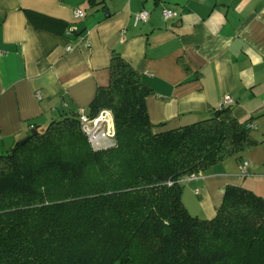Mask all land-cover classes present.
<instances>
[{
  "label": "trees",
  "instance_id": "trees-1",
  "mask_svg": "<svg viewBox=\"0 0 264 264\" xmlns=\"http://www.w3.org/2000/svg\"><path fill=\"white\" fill-rule=\"evenodd\" d=\"M108 71L86 115L110 111L112 145L94 149L66 113L0 155V264H264V197L227 186L211 219L181 199V178L258 144L253 122L222 106L156 132L141 72L115 51Z\"/></svg>",
  "mask_w": 264,
  "mask_h": 264
},
{
  "label": "crops",
  "instance_id": "crops-1",
  "mask_svg": "<svg viewBox=\"0 0 264 264\" xmlns=\"http://www.w3.org/2000/svg\"><path fill=\"white\" fill-rule=\"evenodd\" d=\"M98 1L0 0V155L33 126L86 114L115 51L153 88L145 107L156 132L222 106L254 123L255 147L182 182L191 215L211 219L227 186L264 197V0ZM165 8L177 16L164 19ZM141 10L148 18L135 25Z\"/></svg>",
  "mask_w": 264,
  "mask_h": 264
},
{
  "label": "built area",
  "instance_id": "built-area-1",
  "mask_svg": "<svg viewBox=\"0 0 264 264\" xmlns=\"http://www.w3.org/2000/svg\"><path fill=\"white\" fill-rule=\"evenodd\" d=\"M74 15L76 18H83L84 13L81 10H75ZM161 15L164 19H170L177 16V12L165 8L162 10ZM148 18V12L145 10H141L134 14L133 23L136 25L138 23H143ZM37 97L39 95L37 94ZM231 100L228 97H225L223 100V105H229ZM79 124L81 131L87 137V140L91 144L94 149H100L103 147H108L113 144L114 137V127L112 121V115L109 110L103 109L101 110L95 117L90 118L84 112H79ZM251 127H254V123L251 124ZM247 162H242L239 166L240 175H245ZM199 175L190 174L180 179V182H184L189 179L196 178ZM197 192V190H195Z\"/></svg>",
  "mask_w": 264,
  "mask_h": 264
},
{
  "label": "water",
  "instance_id": "water-1",
  "mask_svg": "<svg viewBox=\"0 0 264 264\" xmlns=\"http://www.w3.org/2000/svg\"><path fill=\"white\" fill-rule=\"evenodd\" d=\"M30 133H31V135H33V134H34V129H32V130L30 131ZM26 140H27V138H23V140H21L20 143L22 144V143H24V141H26Z\"/></svg>",
  "mask_w": 264,
  "mask_h": 264
},
{
  "label": "rangeland",
  "instance_id": "rangeland-1",
  "mask_svg": "<svg viewBox=\"0 0 264 264\" xmlns=\"http://www.w3.org/2000/svg\"><path fill=\"white\" fill-rule=\"evenodd\" d=\"M182 184H184V183H182Z\"/></svg>",
  "mask_w": 264,
  "mask_h": 264
}]
</instances>
